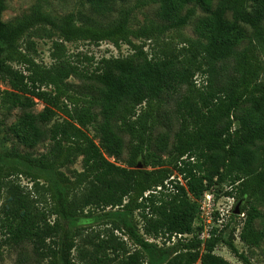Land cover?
Segmentation results:
<instances>
[{"label":"trees","instance_id":"obj_1","mask_svg":"<svg viewBox=\"0 0 264 264\" xmlns=\"http://www.w3.org/2000/svg\"><path fill=\"white\" fill-rule=\"evenodd\" d=\"M87 1L94 11L112 12L111 4L124 0ZM149 2L156 6L157 22L135 27L131 8L103 25L82 14L54 16L39 1L28 13L3 22L5 0H0V84L9 86L0 90V124L20 110L23 117L13 128L19 143L34 147L47 141L45 153L31 158L8 149L0 138V226L48 264H230L214 253L220 243L242 264H251L222 230L197 238L194 221L197 201L208 187L227 183V194L243 204L240 241L249 250L264 241V63L258 54L264 0ZM196 8L205 16L194 27L197 38L184 39L183 47L165 43L149 54L144 44L133 42L157 43L180 31ZM35 31L55 37L48 66L20 44ZM104 41L126 45L132 53L101 58L87 73L65 48V43ZM198 73L207 76L205 86L195 85ZM71 77L93 83L98 96L73 95ZM182 88L173 142L158 155L153 146L161 142L152 138L155 105ZM35 100L43 104L39 113L31 112ZM95 108L102 115L99 145L86 131L96 119ZM58 112L62 121L45 129ZM121 134L131 140L127 167L109 161L101 150L119 160ZM79 158L81 170L66 176L61 169ZM19 177L31 183L29 189ZM96 221L103 222L102 230L92 228ZM145 236L165 240L159 247ZM5 243L0 234V257Z\"/></svg>","mask_w":264,"mask_h":264},{"label":"rangeland","instance_id":"obj_2","mask_svg":"<svg viewBox=\"0 0 264 264\" xmlns=\"http://www.w3.org/2000/svg\"><path fill=\"white\" fill-rule=\"evenodd\" d=\"M41 2L45 10H48L54 16H63L68 13L82 14L90 17L96 22L107 25L115 21L119 16V11L122 9H132L130 12V24L131 26H140L147 24L150 21L157 22L156 15V6L150 4L149 0H124L121 2L111 4L113 11L112 12H97L91 9L90 4L87 0H5V9L1 15V20L3 22L13 21L15 18L21 17L22 15L28 13L32 6L37 2ZM217 0H214L216 2ZM205 16V14L198 8L195 10V16L190 21V23L181 29L180 31L169 32L159 39L157 43L153 41H143V40H133L135 44H144V51L155 52L163 48L165 43H168L172 48H181L184 45L181 42L184 39H196L197 35L194 31L195 25L199 20ZM264 29V22L262 24ZM251 34L249 30V35ZM55 40V37L48 38L42 33L30 32L25 38L23 37L20 40V44L24 47L29 48L34 60L38 64L48 66L51 64L50 54L52 52V43ZM247 45V42L243 43L239 49H242ZM258 54L259 58L264 63V43L259 44ZM65 48L67 54L70 56L71 61L78 64V66L87 73L94 71L96 63L101 58L109 57H126L132 53L130 48L126 45L120 44L119 47L114 46L110 42L104 41L98 44H89L87 42H72L65 43ZM91 58L90 62L85 61L84 57ZM13 67L19 68L15 64ZM207 76L204 74H196L194 77L195 85L197 87H202L206 85ZM261 81L264 82V73L261 76ZM68 83L71 85V93L79 98H92L98 96L96 86L86 79H80L77 77H71L68 80ZM9 86L6 83L0 84V90H8ZM184 93V88L178 89L175 93L164 94L157 101L154 109L153 120L156 123V130L152 134L153 142H161V146H153V151L159 155V148L169 149L173 142V134L178 127L177 117L175 115L176 104L180 100L181 96ZM43 109V104L35 100V104L31 109L33 113H39ZM100 108H95L93 112L95 113L96 119L94 123L89 125L86 129L90 137L93 138L94 142L99 145V131L98 126L102 122V115L100 113ZM23 117L20 110H14L11 114L2 121L0 124V138L4 139L5 146L12 150L16 151L21 155H28L31 158L39 157L44 154L46 151L47 141L40 142L34 147H26L23 144H20L15 134L13 133V128L17 124L18 120ZM0 119L2 115L0 113ZM63 117L62 114H58L46 124L45 129L50 128L54 124L60 123ZM123 138L124 148L119 160H115L113 157H108L105 150L101 149L109 161L114 162L115 164L121 167H127V161L130 157V138L127 134H121ZM165 157L164 155L162 156ZM81 170V159H77L72 165L61 169V171L66 176H72L73 171ZM175 176V174H174ZM172 179V177H170ZM179 182L182 183L180 178H176ZM19 183L21 186L29 187L31 183L23 178L19 177ZM209 193L214 196V211L206 217L205 212H203L201 198L197 201L198 204V214L194 221L195 236L197 238H206L208 233L213 230L223 231L222 237L227 240L231 239L233 244L239 253L244 254L249 258L251 264H264V241L259 244L253 250H249L241 241L239 234L243 225V213L241 209L243 204L239 202V199L235 194L228 195L231 188L227 183L219 185L214 184L207 189ZM233 193V192H232ZM239 204V215L236 219H231L230 215H227L229 211L233 213L235 205ZM206 211V208H204ZM99 214V211L97 212ZM228 216V217H224ZM52 220V218H50ZM134 221H139L137 214H134ZM92 228L95 230H102L104 227L103 222L90 223ZM89 225V224H88ZM85 224L84 226H88ZM140 227V223L138 224ZM0 234L5 245L2 247V254L0 257V264H48L47 259L39 258L33 251L31 245L28 244H17L13 242L6 231L5 228L0 226ZM117 234V233H116ZM210 234V233H209ZM119 235V234H118ZM149 242L157 244L159 247L162 246L165 238L152 239L145 236ZM190 238V237H187ZM174 237L171 238V242H175ZM131 243H129L130 245ZM166 246H169L170 243L166 242ZM214 253L223 257L225 260L230 262V264H242L238 258H236L228 248L220 243L216 246ZM76 250L71 251V256L74 258L76 256ZM80 264V263H79ZM196 264H199L197 262Z\"/></svg>","mask_w":264,"mask_h":264},{"label":"built area","instance_id":"obj_3","mask_svg":"<svg viewBox=\"0 0 264 264\" xmlns=\"http://www.w3.org/2000/svg\"><path fill=\"white\" fill-rule=\"evenodd\" d=\"M157 189H159V188H157ZM201 201H202V208L201 209L203 210V212H205L206 217L208 215H210V217H211L210 213H212L214 211V208H213L214 207V201H215L214 200V196L211 193H209V191H207V192H205L203 194V196L201 198ZM204 208H206V211H204ZM231 214H232L231 211H229L227 215H231ZM223 216L224 217H228V216H225V215H223ZM209 233L207 234L208 236L206 238L209 237V235H210ZM178 237H180V236H178ZM183 237H191V236L184 235ZM204 239L205 238H202V240H204Z\"/></svg>","mask_w":264,"mask_h":264},{"label":"water","instance_id":"obj_4","mask_svg":"<svg viewBox=\"0 0 264 264\" xmlns=\"http://www.w3.org/2000/svg\"><path fill=\"white\" fill-rule=\"evenodd\" d=\"M139 168H141V166H140V164H138L137 166H136V169H139ZM239 204H236L235 205V208H234V210H233V214H235V215H239Z\"/></svg>","mask_w":264,"mask_h":264}]
</instances>
